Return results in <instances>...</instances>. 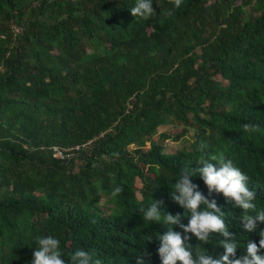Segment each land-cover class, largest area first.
I'll return each instance as SVG.
<instances>
[{
    "label": "trees",
    "instance_id": "obj_1",
    "mask_svg": "<svg viewBox=\"0 0 264 264\" xmlns=\"http://www.w3.org/2000/svg\"><path fill=\"white\" fill-rule=\"evenodd\" d=\"M173 2L154 0L144 19L135 0H0V264H28L35 236L48 233L103 264L145 253L160 264L167 225L146 223L141 208L163 199L188 223L172 184L206 153L226 152L264 208V0H183L166 17ZM168 124L182 128L162 139L192 131L175 152L153 138ZM90 140L65 159L50 149ZM193 179L221 206L238 254L258 243L242 208L209 193L198 171ZM222 238L190 243L215 254Z\"/></svg>",
    "mask_w": 264,
    "mask_h": 264
},
{
    "label": "clouds",
    "instance_id": "obj_2",
    "mask_svg": "<svg viewBox=\"0 0 264 264\" xmlns=\"http://www.w3.org/2000/svg\"><path fill=\"white\" fill-rule=\"evenodd\" d=\"M154 0H135L130 7L135 18L148 19L156 14L153 7ZM183 0H174L173 7L162 10L166 17L175 14ZM245 130L254 131L256 126L245 124ZM207 147L205 142H200L198 149L203 152ZM202 165L197 170L184 167L175 174V182L172 184L171 196L189 215V222H181L179 213L173 214L164 211L161 205L163 199L153 198L150 203L141 208L145 222H162L167 225V231L158 234L160 244L157 252L160 264H264V228L259 225L264 223V208H258L256 204V191L249 186V176L235 161L223 151L206 153L198 158ZM196 171L200 173L209 193H222L227 201L234 207L243 209L241 217L242 227L246 232L258 231L260 239L247 240L244 243L245 252L238 254L240 241L236 234L229 229L224 212L217 200L209 198L200 185L194 181ZM122 191L120 186L113 189L116 195ZM179 225L181 230L174 228ZM213 233L222 235L219 245L222 251L212 253L201 248L194 249L190 243L194 236L200 242H208ZM150 235L147 240H150ZM32 246V245H30ZM145 254L135 257L136 264H151L145 259ZM28 264H103L99 257L86 248L79 247L70 253H65L61 247V238L54 234H37L31 260Z\"/></svg>",
    "mask_w": 264,
    "mask_h": 264
},
{
    "label": "rangeland",
    "instance_id": "obj_3",
    "mask_svg": "<svg viewBox=\"0 0 264 264\" xmlns=\"http://www.w3.org/2000/svg\"><path fill=\"white\" fill-rule=\"evenodd\" d=\"M181 128H182L181 125H178L176 127L172 126L171 124L162 125L158 128V131L154 135L153 138L164 145L165 152H175L176 150L182 148L185 144H187V141H186L187 137H190L192 135V131H189L188 134H186V136L185 135L182 136L177 141L172 140L170 138L162 139V137L159 135V133L164 132V131H170V132L176 133V132L180 131ZM139 185H140V182L136 181V186L139 187Z\"/></svg>",
    "mask_w": 264,
    "mask_h": 264
},
{
    "label": "built area",
    "instance_id": "obj_4",
    "mask_svg": "<svg viewBox=\"0 0 264 264\" xmlns=\"http://www.w3.org/2000/svg\"><path fill=\"white\" fill-rule=\"evenodd\" d=\"M13 27H14V31L15 32L20 31L19 27H17V26H13ZM91 141L92 140H90V141H88L86 143H83V144H76L74 146L65 147V148L61 147V146L53 145V146L50 147V149L52 151V155L55 158L65 159V158L71 157L72 154H73V151L79 150L80 148L87 147L91 143Z\"/></svg>",
    "mask_w": 264,
    "mask_h": 264
}]
</instances>
